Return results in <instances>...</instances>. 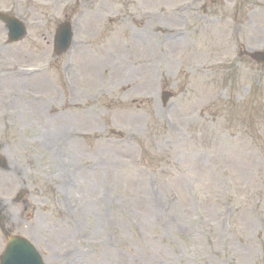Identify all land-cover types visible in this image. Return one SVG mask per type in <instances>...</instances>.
<instances>
[{
  "label": "rangeland",
  "instance_id": "rangeland-1",
  "mask_svg": "<svg viewBox=\"0 0 264 264\" xmlns=\"http://www.w3.org/2000/svg\"><path fill=\"white\" fill-rule=\"evenodd\" d=\"M0 11L29 23L15 48L0 29V76L25 66L11 94L24 116L0 123L11 232L48 264H264V74L246 57L264 50V0H0ZM68 21L73 48L55 57ZM163 89L175 93L165 109ZM19 189L29 210L11 204Z\"/></svg>",
  "mask_w": 264,
  "mask_h": 264
}]
</instances>
